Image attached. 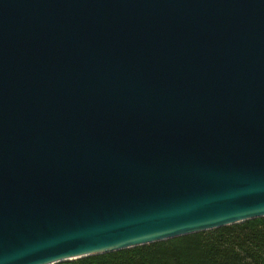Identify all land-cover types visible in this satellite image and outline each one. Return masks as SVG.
Instances as JSON below:
<instances>
[{
    "label": "water",
    "instance_id": "water-1",
    "mask_svg": "<svg viewBox=\"0 0 264 264\" xmlns=\"http://www.w3.org/2000/svg\"><path fill=\"white\" fill-rule=\"evenodd\" d=\"M264 218V0H0V264Z\"/></svg>",
    "mask_w": 264,
    "mask_h": 264
},
{
    "label": "trees",
    "instance_id": "trees-1",
    "mask_svg": "<svg viewBox=\"0 0 264 264\" xmlns=\"http://www.w3.org/2000/svg\"><path fill=\"white\" fill-rule=\"evenodd\" d=\"M59 264H264V218Z\"/></svg>",
    "mask_w": 264,
    "mask_h": 264
}]
</instances>
